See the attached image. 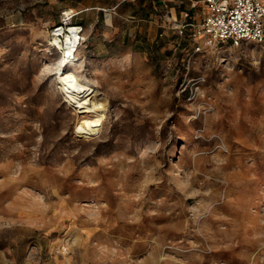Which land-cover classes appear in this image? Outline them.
I'll list each match as a JSON object with an SVG mask.
<instances>
[{"label": "rangeland", "instance_id": "374dc122", "mask_svg": "<svg viewBox=\"0 0 264 264\" xmlns=\"http://www.w3.org/2000/svg\"><path fill=\"white\" fill-rule=\"evenodd\" d=\"M113 3L0 0V264H264V41L175 50ZM93 7L64 68L105 107L88 137L51 31Z\"/></svg>", "mask_w": 264, "mask_h": 264}, {"label": "built area", "instance_id": "2783aa9c", "mask_svg": "<svg viewBox=\"0 0 264 264\" xmlns=\"http://www.w3.org/2000/svg\"><path fill=\"white\" fill-rule=\"evenodd\" d=\"M191 9L203 5L199 15L190 10L181 13L172 21V30L177 36L174 49L184 42L192 46L194 54L203 53L222 44L237 46L245 41H264V0H189ZM65 20L51 31L60 41L73 30L77 35V46L82 40L83 27L70 25L73 14L64 15ZM68 22V23H67Z\"/></svg>", "mask_w": 264, "mask_h": 264}, {"label": "bare ground", "instance_id": "6f19581e", "mask_svg": "<svg viewBox=\"0 0 264 264\" xmlns=\"http://www.w3.org/2000/svg\"><path fill=\"white\" fill-rule=\"evenodd\" d=\"M70 33L63 42L57 36H53V45L62 49L64 54L57 71L58 79L73 107L84 114L76 132L91 137L98 133L103 124L105 107L102 103L94 102L92 96L89 97L94 93L93 85L89 81L80 82L74 74L64 73V68L75 58L78 44L76 33L73 30H70ZM90 113H95V116H90Z\"/></svg>", "mask_w": 264, "mask_h": 264}, {"label": "crops", "instance_id": "0c3cea01", "mask_svg": "<svg viewBox=\"0 0 264 264\" xmlns=\"http://www.w3.org/2000/svg\"><path fill=\"white\" fill-rule=\"evenodd\" d=\"M123 2H131L133 6H135L137 0H114L111 10L117 11L121 7ZM147 3L149 4V7L151 6L152 13H162L167 17L168 20L171 21L178 19L181 13L184 11L190 10L191 15L197 16L203 10V5L201 3L198 4L197 9H191L192 2L189 0H147ZM135 8H138V5H136ZM89 9H99V8L93 7L88 9L85 8L83 10L79 9L75 13H72L74 16L71 19V23L73 22V20H76L75 17L78 16L79 13ZM74 25L83 27L81 23L74 22L73 26Z\"/></svg>", "mask_w": 264, "mask_h": 264}]
</instances>
